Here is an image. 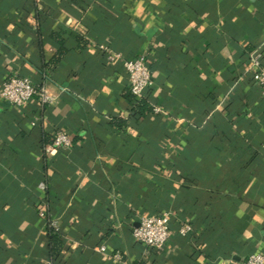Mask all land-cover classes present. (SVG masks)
I'll use <instances>...</instances> for the list:
<instances>
[{
    "label": "crops",
    "instance_id": "0c3cea01",
    "mask_svg": "<svg viewBox=\"0 0 264 264\" xmlns=\"http://www.w3.org/2000/svg\"><path fill=\"white\" fill-rule=\"evenodd\" d=\"M101 45L146 56L147 98L162 113L132 116L127 71ZM257 53L264 67V0H0V90L18 74L57 96L0 99V264H243L264 253ZM58 131L72 146L46 152ZM166 210L165 248L134 239L141 217ZM51 221L63 240L54 257ZM186 222L191 235L179 232Z\"/></svg>",
    "mask_w": 264,
    "mask_h": 264
},
{
    "label": "built area",
    "instance_id": "2783aa9c",
    "mask_svg": "<svg viewBox=\"0 0 264 264\" xmlns=\"http://www.w3.org/2000/svg\"><path fill=\"white\" fill-rule=\"evenodd\" d=\"M101 48L106 51L108 59L111 62L117 60L122 62L124 69L127 71L130 90L136 99H142L151 89L154 84V74L148 64L145 55L136 58L126 59L118 51H114L106 45H101ZM261 54L257 53L251 57L250 70L254 79L259 84L262 94L264 95V67L261 65ZM35 97H39L42 106L53 104L57 96L51 93L46 87H38L34 85L29 77L14 75L6 81L0 90V99L9 101L15 106H21L24 103L31 101ZM153 113H162L160 106H153ZM0 117V127H1ZM73 141L66 131H58L52 142L44 147L46 152L54 153L60 148L71 147ZM41 189H46L45 183H40ZM172 213L168 210L159 214L147 215L141 217L139 225L133 229V237L136 241L141 242L149 249H163L167 246L172 237L171 229ZM50 227L59 231V225L56 221H51L48 224ZM193 226L186 222L179 228L182 235H188L192 232ZM100 251L106 252L107 246L101 245ZM114 257L121 260V253H115ZM243 264H264V253L251 251Z\"/></svg>",
    "mask_w": 264,
    "mask_h": 264
},
{
    "label": "trees",
    "instance_id": "16d2710c",
    "mask_svg": "<svg viewBox=\"0 0 264 264\" xmlns=\"http://www.w3.org/2000/svg\"><path fill=\"white\" fill-rule=\"evenodd\" d=\"M60 44H61V47H60L58 59L64 54L63 52L66 50L62 42H60ZM58 59H56L55 61H58ZM126 97L128 98L129 102L132 105V109H131L132 116L146 117L148 114L153 113V106L148 101L147 95L139 100V99H136L130 91L129 93H126ZM125 122H126L125 119L118 118V117L113 118L111 121L113 126H116L119 128L123 127ZM190 224L193 226V229H194V225H193L194 223H190ZM191 233L188 235H191ZM48 245H49L50 257L59 255L63 250V240H62L60 232L56 231L54 228L50 227L49 225H48Z\"/></svg>",
    "mask_w": 264,
    "mask_h": 264
}]
</instances>
